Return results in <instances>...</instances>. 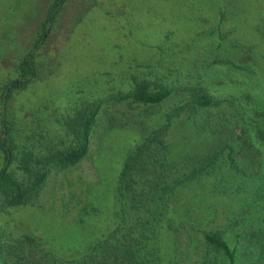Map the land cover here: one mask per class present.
I'll return each instance as SVG.
<instances>
[{"label": "rangeland", "instance_id": "rangeland-1", "mask_svg": "<svg viewBox=\"0 0 264 264\" xmlns=\"http://www.w3.org/2000/svg\"><path fill=\"white\" fill-rule=\"evenodd\" d=\"M51 5L0 0V129L4 120L10 168L25 179L16 167L24 151L68 145L69 116L100 105L85 155L51 168L36 195L0 211V264H75L117 227L138 237L149 264H264V0H63L33 51L34 75L3 98ZM142 78L173 90L152 104L108 98ZM188 87L218 103L188 102ZM174 107L163 163L143 175L157 182L155 200L130 208L115 193L124 155ZM213 152L204 172L161 187ZM212 231L232 258L204 240Z\"/></svg>", "mask_w": 264, "mask_h": 264}, {"label": "trees", "instance_id": "trees-1", "mask_svg": "<svg viewBox=\"0 0 264 264\" xmlns=\"http://www.w3.org/2000/svg\"><path fill=\"white\" fill-rule=\"evenodd\" d=\"M62 1L52 0V5L42 18L40 32L35 38L33 49L25 52L18 61L17 67L19 75L9 79L3 85V98L9 95L13 87L24 85L34 75L33 51L39 46L41 40L47 34L49 29L47 24L58 10ZM172 90L173 88L166 84L151 86L148 80L144 78L132 79L128 89L118 94H112L108 98L114 101L128 99L143 104H152L160 102ZM186 91L189 94L188 102L194 105L201 107L218 103L216 97L211 96L201 87H188ZM99 103L97 100L87 104L76 109L69 116L66 123L72 133L73 141L68 145L39 155H32L27 151L23 152L16 167L28 175L25 179L18 177L13 169L10 168V164L15 157L14 145L9 140L7 141L5 136L7 127L5 126L4 120H2L0 150L3 155V162L0 166V211L7 207L24 203L36 195L51 168L70 166L85 155L88 150L89 132L95 120L100 105ZM179 108L174 107L172 111L166 112L164 122L151 128L124 155L116 177L115 193L117 199L128 207L136 209L155 200L154 184L157 182L155 179L144 180L143 175L146 170L148 171L151 167H155V163L159 165L163 163L162 159L166 150V143L162 137V132L166 128L172 112L174 111L173 114H176ZM216 155L217 153L213 152L205 158H199L196 165H192L187 171L175 176L170 182L163 180V184H160L161 187L166 183V186L171 189L176 184L204 172L207 167L212 165ZM158 197H161V194ZM131 232L120 233L118 227L114 228L93 242L82 258H75V264H149L148 259L141 249L142 244H140L138 237L131 234ZM203 238L207 244L221 251L229 258H232L233 250L221 237L220 232H205ZM24 240L28 243L37 241L31 235H25ZM65 261L67 262L64 264H72L70 259ZM5 264L34 263L22 258H15L5 262Z\"/></svg>", "mask_w": 264, "mask_h": 264}]
</instances>
